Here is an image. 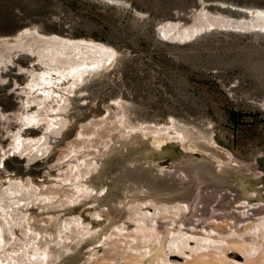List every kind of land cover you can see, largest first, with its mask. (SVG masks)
<instances>
[{"label":"rangeland","instance_id":"obj_1","mask_svg":"<svg viewBox=\"0 0 264 264\" xmlns=\"http://www.w3.org/2000/svg\"><path fill=\"white\" fill-rule=\"evenodd\" d=\"M198 3L235 20L246 16L242 7L264 6V0H0V38L12 41L22 29L37 26L47 35L66 31L118 51L112 66L72 95L68 121L45 154L8 152L0 165V178L30 177L48 187L77 135L90 138L98 154L90 176L93 193L73 204L59 202L56 193L27 209L31 223L51 238L56 222L73 213L97 228L78 244L58 245L60 255L51 264H134L123 236L110 232L127 220L130 205L145 200L170 209L175 203L185 206L158 217L162 234L181 225L234 239L264 213V31L214 27L185 42L158 35L157 22L189 23V10ZM36 58L20 51L2 70L0 149L10 141L5 115L19 111L28 71L39 68ZM118 99L133 123L167 125L174 118L192 138L186 144L169 139L158 147L138 126L121 132L114 126ZM40 131L26 127L24 135L36 138ZM193 258L172 256L161 263L149 254L139 264H201ZM244 259L237 248L229 251L230 264Z\"/></svg>","mask_w":264,"mask_h":264},{"label":"bare ground","instance_id":"obj_2","mask_svg":"<svg viewBox=\"0 0 264 264\" xmlns=\"http://www.w3.org/2000/svg\"><path fill=\"white\" fill-rule=\"evenodd\" d=\"M201 7L192 23L176 22L170 28L160 29V32L167 39L185 42L215 25L264 30V12L251 11L253 15L244 19L246 25L238 21L231 25L227 24L226 17ZM21 50L36 54L39 68L32 67L28 71L23 90L25 96L19 111L12 116L5 115L10 141L7 148L0 149V165L8 152L28 154L29 158L45 154L52 138L68 121L72 95L80 91L91 76L112 66L118 55L117 49L106 42L85 37L47 35L37 26L27 27L12 41L6 37L0 38V80L2 70ZM117 102L119 114L114 126L123 133L138 126L153 135V142L158 147L169 139H179L186 144V139L192 138L187 128L174 118L167 125L133 123L124 113L122 101L118 99ZM12 118H15L17 127L9 129ZM30 126H39L41 134L36 138L25 136L24 129ZM207 136L208 140L214 141L213 134ZM89 139L77 135L58 160L55 183L48 187L41 182L35 183L30 177L0 178V264H51L60 255L58 245L70 247L71 243L78 244L97 233L91 220L73 213L56 222L51 238L31 223L27 211L31 203H47L56 193L61 195L58 201L63 204L80 202L93 193L95 186L90 176L97 168L98 154L90 148ZM173 206L171 209L160 206L151 199L138 202L129 206L127 220L113 225L110 233L123 236L129 253L134 256V264H139L149 254L159 257L161 263L172 256H191L201 264H227L229 251L233 247L245 258L243 264H264V213L247 224L239 232V237L234 239L230 233L223 235L210 229L198 232L184 229L181 225L166 229V233L162 234L156 225L158 217L169 210L178 214L185 207L177 203ZM98 214L94 213L95 216ZM248 235L249 240L245 238Z\"/></svg>","mask_w":264,"mask_h":264},{"label":"water","instance_id":"obj_3","mask_svg":"<svg viewBox=\"0 0 264 264\" xmlns=\"http://www.w3.org/2000/svg\"><path fill=\"white\" fill-rule=\"evenodd\" d=\"M201 3H198V5L196 6V7H194V8H192V9H190L189 11H190V22L189 23H187V24H190V23H192V21H193V17L195 16V14H197L198 12H200L201 11ZM242 11H244L245 12V14H246V16L244 17V18H241V19H237V20H235V19H232V18H230L229 16H227V21H229V22H227V24H231V25H235V21H238L239 23H242L243 25H246L245 23H244V21L247 19V18H249V16H252L253 15V13H251V11L252 12H258V13H260V12H264V6H261V7H242ZM245 19V20H244ZM176 22H180L181 24H186V22H184V21H181V20H179V19H169V20H166V19H163V20H161V21H159V22H157L156 23V31H157V33H158V35L162 38V39H166V40H168V41H178V40H170V39H167V38H165L164 36H163V34L160 32V29H162V28H164V27H168V28H170L171 26H173V25H175V23ZM221 28V27H219L218 25H215V26H213V27H211L210 29H213V28ZM225 28H229V29H234L233 28V26H231V27H225ZM23 30V29H22ZM21 30V31H22ZM205 30H208V29H205ZM205 30H203V31H205ZM238 30H242V29H238ZM20 31V32H21ZM202 31V32H203ZM242 31H247V32H249V31H264V30H262V29H260V28H254V29H252V28H245L244 30H242ZM181 33H183V32H181ZM51 34H57V35H60V36H67V37H73V34H71L70 32H63V33H57V32H54V33H51ZM197 36V35H196ZM196 36H194L193 38H195ZM188 41V40H187ZM180 42V41H179ZM22 51V50H21ZM25 53H27L28 55H30V56H33V57H37V55L36 54H34V53H31V52H27V51H25ZM34 64H39V62L38 61H36ZM8 65H10V64H8ZM7 65V66H8ZM22 96V95H21ZM23 98V97H22ZM19 103H21V100L19 101ZM31 127V126H30Z\"/></svg>","mask_w":264,"mask_h":264}]
</instances>
